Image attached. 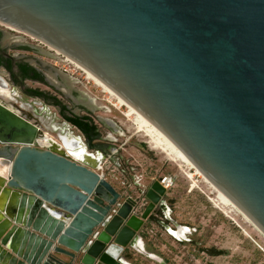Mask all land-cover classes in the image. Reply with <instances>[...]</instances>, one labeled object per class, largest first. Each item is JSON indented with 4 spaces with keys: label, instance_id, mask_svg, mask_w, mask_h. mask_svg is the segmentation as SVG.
<instances>
[{
    "label": "water",
    "instance_id": "1",
    "mask_svg": "<svg viewBox=\"0 0 264 264\" xmlns=\"http://www.w3.org/2000/svg\"><path fill=\"white\" fill-rule=\"evenodd\" d=\"M0 22L139 108L264 234V0H0ZM8 103L0 264H125L171 190L148 176L117 189L100 172L112 152L77 159L18 138L42 130Z\"/></svg>",
    "mask_w": 264,
    "mask_h": 264
},
{
    "label": "rangeland",
    "instance_id": "2",
    "mask_svg": "<svg viewBox=\"0 0 264 264\" xmlns=\"http://www.w3.org/2000/svg\"><path fill=\"white\" fill-rule=\"evenodd\" d=\"M40 41L31 39L23 33L4 29V35L0 38V48L5 53L30 61L62 85V87L58 86L61 90L49 84L41 85L35 82H28L29 86L55 94L69 106L74 105V100H80L86 105L84 107L87 112H89L88 107L92 110L89 113L94 116L102 136L111 145L110 152H114L112 158H108L111 160L107 159L104 168L100 170L101 173L115 182L123 179V169L132 171V167L145 177L176 176L167 203L172 209V218L188 228L184 236L169 232L174 238L182 240H175L163 231H158L156 243L159 245V257L152 262L155 264H264V234L261 231L244 220L240 214L231 212L220 204L217 195L208 188L194 169L181 167L179 163L167 159L164 152L154 149L149 137L134 124L126 107L118 108L116 99L103 92L94 82H88L83 71L66 62L63 56H56ZM55 72H58L57 76H54ZM0 75L2 76L0 79L9 81L7 72L1 66ZM6 84L8 85L7 82ZM8 87V90L1 88L0 92L8 96L12 93L21 94L19 86L15 91L9 85ZM62 91L70 96H65ZM26 99L28 103L33 102L28 97ZM17 100V104L25 102L19 98ZM29 110L35 116L42 114L41 117L44 119L49 116L60 126L66 127L61 122L57 110L50 105H47L42 113L33 108ZM40 125L45 133L51 136L53 134L52 137L58 139L57 134L49 128L47 120ZM148 264L152 263L148 262Z\"/></svg>",
    "mask_w": 264,
    "mask_h": 264
},
{
    "label": "bare ground",
    "instance_id": "3",
    "mask_svg": "<svg viewBox=\"0 0 264 264\" xmlns=\"http://www.w3.org/2000/svg\"><path fill=\"white\" fill-rule=\"evenodd\" d=\"M0 26H3L5 29L14 31L16 33H22V31L14 27L5 25L1 22H0ZM23 34L26 36H29L31 39L40 41V39L38 40V38L31 36L30 34H27V33H23ZM40 42L44 43L47 46L48 50L55 53L56 56H63L66 62H69L70 64L74 65L76 68L83 71V73L86 75V78L88 79V82L90 81L94 82L98 87L101 88L103 92H106L112 98L116 99L117 101L116 106L118 108L126 107L127 112L132 117L134 124L137 126V128L145 132V134L149 137L152 143V147L154 149L161 150L167 155L168 157L167 159L179 163L181 167H189L191 169H194L195 173L200 176V178L208 186V188L211 189L213 193L217 195V200L220 204L226 207L229 211L240 214L244 218V220L249 221L253 226H255L259 231H261L252 222V220L242 211V209L232 200V198L218 184H216L209 176H207L202 171V169H200L190 157H188L179 147H177L139 108H137L136 106L131 104L129 101H127L125 98H123L114 89H112L109 85H107L102 80H100L98 77L93 75L85 67L81 66L80 64H78L77 62H75L74 60H72L71 58H69L62 52H60L59 50L55 49L54 47L48 45L44 41L41 40ZM55 75L57 76L58 72H55L54 76ZM48 77L55 85L62 87V85L58 84L59 82L55 78H52L50 76ZM1 88L5 90L9 89L6 82L5 84L0 83V89ZM0 94H3V93L0 92ZM3 95L5 97L8 96L6 94H3ZM18 97H19L18 93H12L11 96H8V98H11V101H14V102H16V99H18ZM20 106L18 107L17 104H13V103L7 104V107L16 113H22L21 108L29 110L31 107L30 104L28 103H23ZM39 109L41 111L44 110L43 108H39ZM41 116L42 114L40 115V120H42L43 122L47 120L49 124V128L57 133V137H58L57 140L54 139V137H52L53 134L51 136L49 133L47 132L44 133L43 131H41V133H36V134L30 133V134L22 135L21 137H18V138L25 139V138H28V135H30L32 138L31 139L32 141L38 142L42 146H48L51 142L50 141L51 139L53 140V142L56 141L58 144H61V146L64 149H66L71 156L77 159L83 158L84 153L91 154V152H88L85 149V146L81 143L82 139H80V137L77 138L68 129L59 127L56 124H54V122L51 121V118L49 116L45 117V119L42 118ZM30 121L31 122L29 124H31L32 126H35V130H38L39 128L40 130H42L41 126L39 127L38 123L35 120L30 119ZM0 137L3 138L1 133H0ZM186 231L187 229L183 225H181L180 228L176 230L171 228L172 234H175L177 236H184L183 233Z\"/></svg>",
    "mask_w": 264,
    "mask_h": 264
},
{
    "label": "flooded vegetation",
    "instance_id": "4",
    "mask_svg": "<svg viewBox=\"0 0 264 264\" xmlns=\"http://www.w3.org/2000/svg\"><path fill=\"white\" fill-rule=\"evenodd\" d=\"M4 29L5 28L3 26H0V38L4 35ZM22 33H25V32H22ZM21 64H27V65L31 66L33 69L36 70V72H38L42 75V78L36 77L35 72L32 71L31 69L29 71L23 70L20 66ZM0 66L4 69V71L7 72L8 76H9V79H8L9 81L2 78V79H0V83L5 84V81H6L8 83V85L10 86V88L13 89L14 91L16 90L15 88H17V86H19L21 88V94H19L18 98L22 99L26 103H28L26 101L27 100L26 97L32 99L33 103H28V104H30V106L34 110H36L40 113H42V111L39 108L45 109L47 107V105L52 106L55 110H57L59 116L61 117V120H62L61 122L66 127H64L62 125L60 126L58 123H56L53 120H51V121L54 122V124H56L59 127L68 129L77 138L80 137V139H82L81 143L85 146V149L88 152H104L105 154H107L108 152H110L112 150V147L109 144V142L106 141L105 138L102 136V133L99 130V127L95 121L94 116L91 113H89L92 110H90V108L87 106L88 107L87 110H89V112H87L86 107H84L86 105L82 104V101L74 100V102H73L74 105L69 106V105L65 104L64 102H62L59 98H57V96L55 94H51L50 92H47L45 90H39L37 88H33V87L28 85V82H35V83L41 84V85H48L49 84V85L53 86L55 89L61 90L57 85H55L50 80V78L43 71H41V69L37 68L30 61H28L26 59L13 56L12 54L5 53L3 50H1V48H0ZM36 91H42L43 95H39ZM63 94L67 97L70 96L65 92H63ZM6 98H8V96ZM8 100H10V103H13V104H17V102H18L17 99H16L17 100L16 102L11 101V98H8ZM21 104H23V103H18L17 104L18 107ZM39 104H41V105H39ZM31 107H30V109H31ZM21 109L25 115H27L31 119L35 120L39 125L41 123H43V121L40 120V116H38V115H37L38 117L35 116L34 113L30 112L31 110H26L23 108H21ZM73 118H78L79 121L83 123V125H84L83 128L79 127L76 123H74V121L71 120ZM50 141H53V140L50 139ZM54 142H56V141H54ZM35 143L40 145L38 142H35ZM50 145H51V142L48 146H50ZM59 145L62 149H64L61 146V144H59ZM40 146H42V145H40ZM42 147H47V146H42ZM64 150H66V149H64ZM167 202H166L167 211L162 212V210H158V216L160 217V220H161L160 222L162 224V226L160 225V228H162L167 235L171 236V234H169V232L171 233V228H174V230H176V227L173 225V222H172L174 220L171 216L172 209L167 204ZM189 233H187V235ZM171 237L174 238L173 236H171ZM174 239L175 240H182L181 238H174Z\"/></svg>",
    "mask_w": 264,
    "mask_h": 264
},
{
    "label": "crops",
    "instance_id": "5",
    "mask_svg": "<svg viewBox=\"0 0 264 264\" xmlns=\"http://www.w3.org/2000/svg\"><path fill=\"white\" fill-rule=\"evenodd\" d=\"M111 154L114 155V152H112ZM112 155H109V157L112 158ZM122 176H123V180H125L126 182V186L122 184L121 180L119 182L112 181L114 186L119 190H123L126 188L135 190L136 185L139 182H145V181H141V179L144 178L145 176H142L141 173L137 171L134 167H132V171L128 169L126 171V169H123ZM147 178L153 179V178H159V176L150 175ZM6 203H7V198L5 197L0 198V209L3 210L6 206ZM0 217H1V213H0ZM160 225L162 226L161 223L158 226H155L153 228L152 233H150V231L149 232L146 231L139 237L138 247L131 250L130 254H128V256L125 259V264H148V262L155 264V262L152 261L157 257H159L158 255L159 245L158 243H156V233L158 231L161 232L163 231L165 233V231L162 228H160ZM185 233L186 232H184L183 234L185 235Z\"/></svg>",
    "mask_w": 264,
    "mask_h": 264
},
{
    "label": "built area",
    "instance_id": "6",
    "mask_svg": "<svg viewBox=\"0 0 264 264\" xmlns=\"http://www.w3.org/2000/svg\"><path fill=\"white\" fill-rule=\"evenodd\" d=\"M159 179L166 190H172L176 182V176L174 175H162L159 176Z\"/></svg>",
    "mask_w": 264,
    "mask_h": 264
},
{
    "label": "trees",
    "instance_id": "7",
    "mask_svg": "<svg viewBox=\"0 0 264 264\" xmlns=\"http://www.w3.org/2000/svg\"><path fill=\"white\" fill-rule=\"evenodd\" d=\"M20 66H21V68H22L23 70H25V71H29V70L31 69L32 71L35 72V76H36V77H40V78H42V75H41L40 73L36 72V70L33 69L31 66H29V65H27V64H21ZM36 92H37L39 95H43V92H42V91H36ZM71 120H73L74 123H76L79 127L83 128L84 125H83L82 122L79 121L78 118H73V119H71ZM92 128H93V127H92Z\"/></svg>",
    "mask_w": 264,
    "mask_h": 264
}]
</instances>
